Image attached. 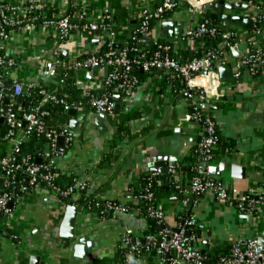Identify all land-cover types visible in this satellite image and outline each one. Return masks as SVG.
<instances>
[{"label": "crops", "instance_id": "1", "mask_svg": "<svg viewBox=\"0 0 264 264\" xmlns=\"http://www.w3.org/2000/svg\"><path fill=\"white\" fill-rule=\"evenodd\" d=\"M5 1L14 5L24 2ZM40 1L44 11L49 10L52 17L69 14L77 28L59 41L55 28L35 21L33 28L24 24L13 30L10 39L5 42V53L15 61V66L7 69L6 78L21 83L25 91L28 87L40 89L43 97L38 106L44 105L49 95L64 91L67 85L78 88L82 98H86L87 92L105 94V77L112 70L111 66L83 69L74 68V64L86 56L104 53L110 43L111 47L119 49L132 37L139 22L140 10L143 7L153 8L162 2ZM227 1L249 4L247 8L237 7L231 12L235 15L248 16L255 10L254 1ZM203 13L210 15L211 11L204 12L201 7L198 13L190 5L179 2L173 10L153 21L145 43L168 44L167 53L172 58L187 60L191 55H185L186 52L196 51L201 41L187 34L184 38L169 35V29L164 28L162 23L171 20L176 23L170 26L171 31L174 27H182L187 31L197 25ZM79 14L84 17L80 18ZM91 21L100 26L92 31L86 29L87 23ZM230 24L229 27L234 26ZM240 26L244 29L242 23ZM59 44V56L67 68H59L55 73L45 72L44 63L53 56ZM233 47H237V53L241 55H232L230 58L227 54L228 57L218 63L229 69V78L226 80H220L216 72L219 98L201 100L194 97L193 101L188 100L179 92L182 81L173 71L140 69L142 75L137 78V82L121 84L114 89L112 98L116 105L112 114L100 115L90 106L88 98L83 105L69 106L59 111L55 125L57 128V123L61 122V129L56 130V134L65 135V139L56 147L55 134L52 143L44 144L43 157L37 162L47 161L60 174L72 176L76 182L86 183L87 194L117 205L127 202L125 195L137 176L166 174L169 165L177 163L178 166L174 164L177 184L181 186L183 182L184 188L175 193L164 185L156 196L158 205L164 211L163 226L176 227L178 213L186 210L204 225L202 229L194 227L198 234L196 247L203 253H213L215 249L231 245L237 238L230 234V225H235L239 232L243 227H249L251 221L243 218L229 202L217 200L211 190L197 201H191L189 181L182 173L188 169L181 168H188L186 157L193 147L199 149L205 134L204 122L189 114L191 104L196 103L200 105L202 114L215 123L220 136L232 142L230 150L220 149L215 153L217 182L223 187H236L241 191L257 189L264 183V63L256 66L255 73L244 68L242 76L234 78V61L245 56L249 46L243 38ZM212 80L213 77H209V81ZM19 95L24 99V92ZM13 101L15 104L16 97ZM3 105L1 102L0 116L3 114ZM70 107L76 109L73 117L66 113ZM71 118L79 121L74 131H69L63 124ZM119 127L125 130L123 134L119 132ZM15 139L21 143L28 141L23 130L17 131L15 138H10L6 134V127L0 124L1 156L14 159ZM108 153L111 157L106 159ZM220 162L226 163L225 170H219ZM163 163L167 165L166 172ZM232 164L246 167L244 178L232 176ZM9 184H12L13 190L18 189L22 193L18 199L10 200L12 205L8 206L6 213L0 214V264H27L32 254L38 255L40 260L48 264H119L126 229H131L137 235H142L147 229V219L137 209L125 212L116 209L109 217H99L96 212L88 211L80 202H76L71 203L78 206L75 238L66 239L59 235V225L65 206L69 203L63 201L55 189L41 184L32 185L27 175H23L17 183L6 177V189ZM71 196L72 200H81L79 192ZM261 230L264 232V226ZM252 235L253 232L248 237ZM82 236L92 246L87 249L85 257H78L74 255L73 245ZM160 263V256L144 252L128 264Z\"/></svg>", "mask_w": 264, "mask_h": 264}, {"label": "built area", "instance_id": "2", "mask_svg": "<svg viewBox=\"0 0 264 264\" xmlns=\"http://www.w3.org/2000/svg\"><path fill=\"white\" fill-rule=\"evenodd\" d=\"M212 0H162L161 3L153 8L143 7L140 10L139 22L132 37L137 35L138 43L144 44L147 41L148 31L151 28L152 22L161 18L165 13L170 12L179 3L190 5L198 13L201 12V7ZM38 12H44V5L40 0H24L23 4L14 5L5 0H0V99L4 95L11 97L17 96L22 91V84L13 81L10 87L6 86L2 77L6 75L8 68L15 66V61L12 57L5 53V42L10 39L12 31L27 24L34 27V23L38 18ZM82 18L83 14H79ZM253 21V37L244 38L249 47L254 50L252 53L248 51L245 56H242L234 61L232 76L237 78L242 75V67L249 65L250 69L259 64L264 63V26L257 25L258 19L264 17V3L259 7L255 6V10L248 14ZM46 26H51L56 29L57 38L59 41L63 40L71 30L77 28V25L71 22L68 14H61L58 17L46 18L43 21ZM100 26L97 22L87 23V28L90 31L96 30ZM217 29L211 26L208 19H201L194 28L188 29L186 34L192 39H197L205 34L214 35ZM225 35V34H224ZM60 44L57 45L53 52V56L44 63V71L55 73L59 68H67L60 59ZM161 51L166 52L169 49L168 44H158ZM251 49V48H250ZM228 57L226 53L221 51L208 50L201 57L179 61L167 55L160 56V52L156 51L150 57H147L144 52H141L136 59L130 58L126 50H119L111 47V43L107 50L100 55H90L82 58L74 64V68L92 69L102 65H109L112 70L106 75L105 83L108 85L113 81H121L119 85L128 82H137L135 76L130 75V70L134 63H139L140 69L144 71L164 69L176 73L182 85L179 92L188 100L193 101L194 97L201 100L217 99L220 94L217 91V71L214 69L218 66L220 60ZM232 56H230L231 58ZM118 69H120L118 71ZM209 77H213L210 82ZM89 99L90 106L94 111L102 112L104 114H112L115 108L114 101H112L106 94H96L87 92L85 95ZM49 100L55 102H63V99H57L53 94L48 96ZM13 100L7 103L6 111L2 114L5 121L6 133L10 138H15L17 131L23 128V134L28 137L31 133L41 134L52 143L56 130L46 127L43 115L47 112L41 113L28 112L23 113L22 117H18L13 109ZM80 104V103H79ZM71 105L64 104L63 108ZM192 112L190 116L198 119L200 105L196 103L191 104ZM205 134L199 147L201 154L200 163L196 165L197 175H195L189 183L191 195L197 201L207 191H212L217 200L222 202H229L238 213L250 214L252 216L251 224L254 223L255 230L257 227L264 226V183L257 189H247L244 191L236 187L226 188L217 182L216 165L214 163L215 154L214 147L217 144L216 125L208 117L204 118ZM14 150L19 147L21 141L15 139ZM0 169L5 171L7 178H14L15 173L23 170L28 176V180L32 185L46 183L52 189H55L61 195L74 194L79 190H87V184L84 182H76L71 187L60 189L55 186L53 180L56 173H54L47 165H40L37 163H26L12 160L10 156L0 155ZM168 172L177 182L176 167L170 164ZM156 174V173H153ZM12 182V181H11ZM178 185V184H177ZM180 187V186H179ZM16 199L19 196L15 197ZM126 201L135 202L137 200H150L154 198L151 191H147L142 195H132L128 192L125 195ZM12 199V195L6 191L0 193V214L6 213L9 210L8 202ZM97 197L93 198L91 203L94 205L101 204ZM109 209L112 212L116 209L123 212L129 210L127 204L115 205L114 203H107L99 213H107ZM98 214V213H97ZM145 216L156 220L160 224L157 231L153 233H146L137 235L131 229H126L123 237V245L132 254L140 255L144 253L145 248H153L158 256L160 262L165 259L168 264H211L203 252L192 246V236H189L187 231L190 227L202 229L204 225L197 222L194 216L189 215L184 226L179 228H168L162 226L164 220V211L159 206H148L145 211ZM261 223L260 226H258ZM187 227V228H186ZM263 230L256 231L250 237L237 238L230 245V252L223 255L214 264H264V248L259 243V237ZM167 253V257H164ZM129 263V260L126 264ZM161 264V263H160Z\"/></svg>", "mask_w": 264, "mask_h": 264}, {"label": "trees", "instance_id": "3", "mask_svg": "<svg viewBox=\"0 0 264 264\" xmlns=\"http://www.w3.org/2000/svg\"><path fill=\"white\" fill-rule=\"evenodd\" d=\"M244 1H246V2L254 1L255 2L254 6H259V7L264 3V0H244ZM37 14H38V18H37L36 22L43 23L44 19L53 18L50 15L49 10L44 11V12H38ZM201 16H202L201 19H204V18L208 19L210 25L216 27L217 33H215L214 35L205 34L202 37L197 38L199 41H201V46H199L196 51L194 50V51L186 52L185 55H187V53H189V55H191L188 59L201 57L208 50H214V51H221L222 50L224 53L232 56L231 48L233 46L238 44L243 38H252L254 35L253 34L254 28L249 29V30L241 29L240 28L241 27L240 22H235V23H233V25H234L233 27L232 26L229 27L223 23V20H221L219 18L213 19V18H211V16L208 13H203ZM83 17H84V15H83ZM257 25L258 26L259 25L264 26V17L258 19ZM237 29H239V30H237ZM262 43H264V40L262 41ZM123 49L126 50L128 56L130 58H133V59H136L137 56L141 52H144L147 57H150L156 51L160 52V56H162L163 53H166L167 56H169L171 58L173 57L172 55L168 54L169 49L167 50L168 53H167V51L166 52L161 51V49L158 48V44L144 43V44L139 45L137 35L129 38L119 48V50H123ZM249 51L252 53L254 50L252 49V47H249ZM0 54H1V51H0ZM139 63H134L133 68L130 70V75L135 76L136 78H140L142 75L139 73V71H140ZM244 68H246L247 70H249L252 73H255L254 70L256 69V67H253L254 69L251 70L249 65H244L242 67V71ZM0 73H1V67H0ZM241 76H239L237 78H240ZM2 79H3L4 84L8 87H10L13 83V81H11L10 79H7L5 75H4V77H2ZM119 83H121V81H113L106 86L105 94L112 101H114L112 98L113 91L115 88L120 87ZM39 90L40 89H38L37 87H28L26 89V91L24 92L23 104L20 107L15 108L14 102L12 101L13 102V109L16 112L18 117H22L23 113L33 112L34 110H36L37 114L41 113L42 111H46L47 113L45 115H43V119L45 121L46 127L50 128V129H54V130H57L56 125H55V121L57 119L56 113H57V111H62L65 103L68 105H71V106H78L79 103L81 105H83L85 100H86V98L81 97V91L78 88H76L74 85H67L66 88L64 89V91L58 92L57 94H55L57 99L62 98L63 102H59V101L55 102L53 100L48 99L44 105L38 106L39 101L43 97L41 95V93L39 92ZM21 93H22V91H21ZM15 97L16 96L11 97L9 95H4L0 99V103L3 102L4 100H7V103H10L11 100L15 99ZM114 103L116 105L115 101H114ZM189 111L192 112L191 107H190ZM204 117H205V115H203L201 112V109H199L198 119L200 121H204ZM21 130H23V128H21ZM124 131L125 130L123 129V127H119L120 133L123 134ZM216 136H217V144L213 149L214 154L217 153L218 150H220V149L222 151H224L225 149L230 150L232 148V142L227 141L222 136H220V134L218 133L217 130H216ZM46 142H50V140H48L46 138L41 139V134L31 133L28 136V141L21 143L17 149L13 150L12 154L14 157V161L16 163L25 161L26 163H37L40 165H47L54 173H56L55 178L53 180V183L55 184V186H57L63 190L66 189L67 187L73 186V184L75 183L76 180L72 176H66V175L60 174L59 172L55 171L51 167V165L49 163H47V161H43L41 163L37 162V159L43 157V149H44V144ZM111 146H112V144H111ZM110 157H111V154L108 153L106 155V159H109ZM199 157H201V154L199 153L198 147H193V149H191V151L188 153V155L186 157L187 163H188V170L186 172H182V173L185 174L186 179L189 181V183H190V180L195 175H197L196 165H198L200 163ZM174 164L176 166H178L177 163H174ZM23 175H26L25 172L23 170H19L15 173L14 178L9 177L8 180L12 181L14 183H17V181L21 180ZM40 184L44 185L46 187H49L46 183H40ZM183 184L184 183L182 182V185L179 187V185H177V182L173 179V177L171 176V174L169 172H167L166 174H153V173L142 174V175L137 176L135 178L134 182H132L130 184L128 192H130L132 195H142V194H145L147 191H151L153 196H154V198H152L150 200L140 199V200H137L136 203L132 202V201L125 203L129 206V210L130 209H137L147 219V229L145 230V232L143 234L153 233V232L157 231L159 226H160V224H158L155 219L150 218V217H146L145 211H146L148 206L154 207V206L158 205V203L156 201V196L159 194V192L162 191V186L167 185L169 191H173L176 193L180 189L184 188ZM49 188H51V187H49ZM3 191L10 193L12 195V199H15L16 196H19L22 193L18 189H16V190L10 189L9 190V189L5 188L4 190H2V192ZM78 192H79V196L81 197V200H79V199H74L75 201L72 200L71 194H67V195L58 194V196L63 201H65L66 203H69V204L80 202L83 206H85V208L88 211L98 213L99 217H109L111 215V213H112L111 209H109V212H107V213H99V212L101 209H103V207L107 203H113L112 201L104 200L101 202V204H99L97 206V205H94L91 203L92 199L95 198V196L93 194H87V190H79ZM190 200L191 201L194 200V196H192L190 198ZM114 204L117 205L116 203H114ZM189 215H190V212L186 211V210L178 213V215L176 217L177 225L174 228L176 229V228H179L180 226H184L186 219L188 218ZM161 225L163 226V223H161ZM188 230H189V236L193 237V240L191 241L192 246L196 247L197 243L195 240H197L198 234L196 233V230H194V227H190V228H188ZM143 252L150 253L151 255H156L155 250L151 247L145 248ZM229 252H230V245L226 246L222 249H215V251L213 253H203V254L206 256V259L211 264H214L219 260V258L221 256L227 255V254H229ZM136 256H138V255L130 253L128 251V249H126L124 247V248H122V255H121V260H120L119 264H126L128 260L130 262ZM161 264H168V262L165 259L163 262H161Z\"/></svg>", "mask_w": 264, "mask_h": 264}, {"label": "water", "instance_id": "4", "mask_svg": "<svg viewBox=\"0 0 264 264\" xmlns=\"http://www.w3.org/2000/svg\"><path fill=\"white\" fill-rule=\"evenodd\" d=\"M249 6V4L247 3H242L240 1L237 2H232V1H227V0H212L209 1L207 3H205L202 6V10L204 12L207 11H211L210 16L213 19H221L223 20V23L226 26H229L230 23H235V22H241L243 25L244 30H249L252 29L253 27V21L250 17L245 16V15H235L232 14L231 12L235 11V9L237 7H245L247 8ZM229 11V12H228ZM176 24L174 21L171 20H166L162 23L163 27L166 29H169V35H174L177 38H184L186 35V29L182 28V27H174L172 29V31L170 30V26ZM180 25V24H178ZM163 34L166 35V32L163 31ZM232 51V55L236 56V55H241L238 52L237 47H232L231 48ZM218 74H219V78L220 80H226L229 78V69L227 67H225L224 65H218L214 68ZM22 92H25V88L22 89ZM3 107L1 108V113H4L6 111V104H7V100L3 101ZM23 104V96L22 95H17L16 96V103L14 104V107L17 108L18 105H22ZM217 105H214V107H216ZM76 112V109L73 107H70L67 110V115L68 116H74ZM57 115L60 114V112L58 111L56 113ZM100 115H104V113L100 112ZM78 120L75 118H71L67 121H64L63 124L67 126V129L69 131H74L76 129V126L78 125ZM0 124L5 126V121H4V117L3 115L0 116ZM61 122L57 123V130H60ZM204 130V129H203ZM5 132V130H3V133ZM202 135V134H201ZM41 138H44V135H41ZM201 138V137H199ZM62 139H65V135L58 133L55 135L54 141L56 144V147L60 146ZM58 150V149H57ZM14 161V159H13ZM226 163L225 162H220L218 165L219 170H225L226 169ZM162 167L164 168L163 170L166 172L167 169V165L166 163L162 164ZM187 170V167H182L181 170ZM158 169H155V171ZM231 173L232 176L234 177H239V178H244L246 175V167L240 164H232L231 165ZM5 181H6V176H5V171L4 170H0V191L4 190L5 188ZM8 189H12V184H9L7 186ZM12 202L10 201L8 203V206L11 207ZM77 213H78V206L77 205H73V204H67L65 206L64 209V214L62 217V220L60 222L59 225V235L63 238L66 239H71V238H75V223L77 220ZM243 218L247 219L249 222L252 219V216L250 214H242L241 215ZM259 243L260 245L264 248V232L262 233V235L259 237ZM92 246V244L90 243V241H88L86 239L85 236H82L78 239L75 240L73 248H74V255L78 256V257H85L86 256V252L87 249H89ZM165 255L167 256L168 254L165 253ZM27 264H48V262L40 260V257L38 255H30L28 258V263ZM53 264H59V263H53Z\"/></svg>", "mask_w": 264, "mask_h": 264}, {"label": "rangeland", "instance_id": "5", "mask_svg": "<svg viewBox=\"0 0 264 264\" xmlns=\"http://www.w3.org/2000/svg\"><path fill=\"white\" fill-rule=\"evenodd\" d=\"M235 209V208H234ZM264 223V222H262ZM255 224H249V227L246 228H242L239 232H238V228L235 225H230V234H232V237L239 238V237H248L249 234H251L253 232V235L256 233V231H258V229L260 230L262 228L261 223L258 225L260 227H257V229L255 230Z\"/></svg>", "mask_w": 264, "mask_h": 264}]
</instances>
